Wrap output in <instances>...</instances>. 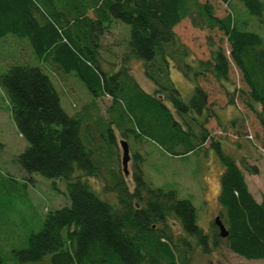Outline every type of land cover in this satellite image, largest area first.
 <instances>
[{
    "label": "trees",
    "instance_id": "trees-1",
    "mask_svg": "<svg viewBox=\"0 0 264 264\" xmlns=\"http://www.w3.org/2000/svg\"><path fill=\"white\" fill-rule=\"evenodd\" d=\"M218 1L227 6L226 17L201 0H0V39L11 38L9 49L12 42L19 46L0 58V87L28 141L15 161L27 180L33 174L65 180L70 199L48 211L25 247L13 250L19 263L194 264L197 250L210 255L223 247L247 260H264V194L261 201L255 197L245 173L259 174L260 168L227 152L213 136L209 125L218 112L200 86L208 76L230 82L234 66L247 90L228 92L229 101L236 104L240 94L255 113L264 146V37L251 28V18L241 16L235 0ZM239 1L264 28V0ZM185 20L222 32L229 53L219 45L211 59L193 58L175 32ZM121 22L131 29L127 51L122 66L107 71L102 39ZM33 57L39 66L30 65ZM133 60L144 64L154 92L137 81L129 66ZM171 67L195 84L189 101L172 82ZM47 69L63 78L74 73L86 84L94 99L85 111L65 110ZM107 97L104 115L98 100ZM120 138L133 148L146 138L174 156L214 148L224 165L218 203L228 236L215 219L205 231L190 199L150 184L145 158L135 150L132 188L119 167ZM90 178L115 199L102 198ZM13 187L1 185L0 198L15 195ZM0 264H5L1 254Z\"/></svg>",
    "mask_w": 264,
    "mask_h": 264
},
{
    "label": "rangeland",
    "instance_id": "rangeland-1",
    "mask_svg": "<svg viewBox=\"0 0 264 264\" xmlns=\"http://www.w3.org/2000/svg\"><path fill=\"white\" fill-rule=\"evenodd\" d=\"M201 1L211 3L218 17L223 18L230 13L227 6L218 0ZM233 4L237 5V10L245 20L251 18V28L264 37V28L258 25V20L248 12L244 4L239 0H235ZM175 32L181 42L190 48L195 59H211L212 50L219 45L229 53L230 46L223 33L218 30L197 29L189 20H185L176 27ZM130 33V26L121 22L111 26L110 31L105 34L102 39L105 70H118L122 66L120 62L127 51L125 42L128 44ZM10 44L11 38L0 39V58L10 57L13 49L16 53L19 46L12 42L13 49H9ZM129 64L139 84L145 90L154 92L156 86L146 77L144 64L135 60ZM30 65L39 66L40 62L33 57ZM46 72L53 80L61 96L62 105L70 115H75L81 110L85 111L86 106L93 101V93L74 73L70 74L71 77L66 75L67 77L63 78L51 70L47 69ZM170 76L182 97L189 101L195 84L174 67H171ZM200 86L209 92L210 100L218 112L217 118L212 119L209 125L213 136L223 141V147L227 152L239 159L245 157L250 164L260 168L259 174H251L246 170L245 173L250 190L258 200H261L264 194V146L260 140L262 127L255 113L246 107L240 94H237L236 104H231L228 96V92L234 90H247L243 85L241 74L232 66L230 82L222 84L208 76L200 80ZM98 102L102 114L106 115V106L110 103V99L107 97ZM10 108V102L0 87V187L13 183L14 187L11 191L15 192V195L0 198V254L5 264H22L14 257L13 250L25 247L30 234L41 228L48 211L70 204V199L67 195V183L63 179L53 180L40 174H33V179L27 180V175L20 169L15 158L28 146V141L19 133ZM240 115L242 116L239 117ZM116 133L119 135V130L116 129ZM118 140V162L119 167L123 168L124 151L120 144L122 139ZM138 141L134 148V145L129 143L130 160L127 176L130 186L134 187L133 152L135 150L145 158L143 164L145 179L155 187L174 189L180 198L190 199L197 208L198 224L205 231L210 232L212 222L220 215L218 194L224 171V165L216 150L208 148L188 156H174L146 138ZM11 178L14 181L9 180ZM90 183L94 188L97 187V192H100L102 198L106 197L101 191L100 181L90 178ZM27 185L28 190H26ZM106 198L114 200L115 195H107ZM193 263L264 264V260H247L223 247L216 249L210 255H204L197 250Z\"/></svg>",
    "mask_w": 264,
    "mask_h": 264
},
{
    "label": "water",
    "instance_id": "water-1",
    "mask_svg": "<svg viewBox=\"0 0 264 264\" xmlns=\"http://www.w3.org/2000/svg\"><path fill=\"white\" fill-rule=\"evenodd\" d=\"M121 145H122V148H123V151H124L123 157H122L123 167H124V170H125L126 174H129L128 162L130 160V148H129V145H128L127 141H122ZM215 221H216L217 225L220 228L221 235L223 237L228 236L229 232H228L225 224L221 220L220 216H217Z\"/></svg>",
    "mask_w": 264,
    "mask_h": 264
},
{
    "label": "crops",
    "instance_id": "crops-1",
    "mask_svg": "<svg viewBox=\"0 0 264 264\" xmlns=\"http://www.w3.org/2000/svg\"><path fill=\"white\" fill-rule=\"evenodd\" d=\"M259 201H261V200H259Z\"/></svg>",
    "mask_w": 264,
    "mask_h": 264
}]
</instances>
